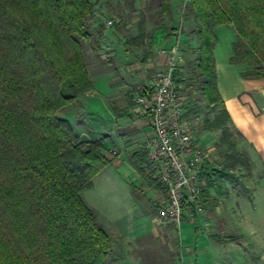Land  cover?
Returning <instances> with one entry per match:
<instances>
[{
    "label": "trees",
    "instance_id": "obj_1",
    "mask_svg": "<svg viewBox=\"0 0 264 264\" xmlns=\"http://www.w3.org/2000/svg\"><path fill=\"white\" fill-rule=\"evenodd\" d=\"M188 2L208 103L221 100L213 58L216 25L234 29L229 61L252 66L242 76L264 77V0ZM162 12L170 14L166 1ZM92 16L91 0H0V264L107 262L111 236L81 190L111 159L101 150L102 139H77L58 114L93 88L80 44L91 37ZM230 166L204 168L208 183L228 175ZM207 192L201 194L205 199ZM187 208L192 211L184 202Z\"/></svg>",
    "mask_w": 264,
    "mask_h": 264
},
{
    "label": "rangeland",
    "instance_id": "obj_2",
    "mask_svg": "<svg viewBox=\"0 0 264 264\" xmlns=\"http://www.w3.org/2000/svg\"><path fill=\"white\" fill-rule=\"evenodd\" d=\"M91 1L93 16L87 21L91 37L80 39V44L88 75L126 72L122 75L126 87L108 98L116 115L121 116L122 110L126 109L127 117L133 119L129 111L132 95L148 88L153 74L165 64L164 55L175 46L181 54L176 71L181 86L179 94L183 97L185 117L192 135L211 148V163L216 170L231 163L225 169L228 175L210 181L208 187H217L215 191L221 198L229 185H238L247 193L263 180L264 174L251 162L243 141L229 125L220 104L208 103L202 94V76L196 66L199 52L197 21L188 0ZM163 1L170 6V14L162 12ZM109 19L113 22L107 25ZM99 27L103 28L102 35L97 32ZM129 72L134 73L130 75ZM79 96L58 111L59 116L67 117L79 139L81 136L102 139L99 137L110 134V128L121 130L117 124L109 123L102 97L93 93L83 94L78 99ZM121 104L124 109L118 107ZM116 148L110 144L101 149L111 163L94 176L91 187L81 190L83 199L111 236L106 264H180L183 251L179 225L158 223L153 219L162 199L166 198L165 188L152 168L142 167L147 163L143 152L133 157L128 155L133 167L131 171L125 163L119 164L120 152ZM112 149L117 153L112 154ZM138 162L144 163L136 168L134 163ZM130 190L135 197L133 204ZM121 211L132 212L131 217H137L139 226L134 233L132 230L122 232L111 219L107 220Z\"/></svg>",
    "mask_w": 264,
    "mask_h": 264
},
{
    "label": "crops",
    "instance_id": "obj_3",
    "mask_svg": "<svg viewBox=\"0 0 264 264\" xmlns=\"http://www.w3.org/2000/svg\"><path fill=\"white\" fill-rule=\"evenodd\" d=\"M214 33L216 86L221 98L218 103L227 112L229 125L239 134L251 162L264 174V77L245 78L242 73L252 66L229 61L233 55L232 43L237 40L230 25H216ZM123 73L126 72L89 73L93 88L78 99L87 93L102 97L110 120L107 121L117 124L121 130L110 128V134L99 138L103 139L105 148L110 144L116 145L120 152L119 164L125 163L132 171L128 155L133 157L145 152L142 144L150 134V125L147 117L130 119L124 110L118 117L119 114L116 115L114 107L109 104V95L126 87L125 81L122 82ZM133 73L129 72L130 75ZM118 107L124 109L123 104ZM81 138L78 139L92 140ZM240 189L238 185H229L219 198L215 191L217 187L208 188L207 199L201 196L195 205H189L192 211L184 209L178 226L183 251L180 264H264V177L247 193ZM149 190L153 192L154 189ZM129 195L133 204L135 197L131 190ZM131 214L121 211L116 217L106 218L111 219L116 229L134 233L139 225L137 217H131Z\"/></svg>",
    "mask_w": 264,
    "mask_h": 264
},
{
    "label": "built area",
    "instance_id": "obj_4",
    "mask_svg": "<svg viewBox=\"0 0 264 264\" xmlns=\"http://www.w3.org/2000/svg\"><path fill=\"white\" fill-rule=\"evenodd\" d=\"M112 22L109 19L106 24ZM180 63L181 54L173 46L163 68L153 74L148 88L132 95L129 107L133 118L149 120L150 134L142 144L147 160L143 167L152 168L166 190L153 219L177 226L184 202L195 205L209 188V172L203 169H216L211 163V148L196 140L188 126L176 72ZM110 152L116 154L117 150Z\"/></svg>",
    "mask_w": 264,
    "mask_h": 264
}]
</instances>
